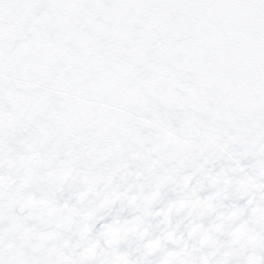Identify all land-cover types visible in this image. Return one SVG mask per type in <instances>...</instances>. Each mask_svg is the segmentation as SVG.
<instances>
[{"label":"snow or ice","instance_id":"6c2138e0","mask_svg":"<svg viewBox=\"0 0 264 264\" xmlns=\"http://www.w3.org/2000/svg\"><path fill=\"white\" fill-rule=\"evenodd\" d=\"M0 264H264V0H0Z\"/></svg>","mask_w":264,"mask_h":264}]
</instances>
